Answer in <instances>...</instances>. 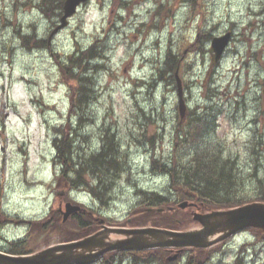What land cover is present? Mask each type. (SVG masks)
<instances>
[{
    "label": "rangeland",
    "instance_id": "374dc122",
    "mask_svg": "<svg viewBox=\"0 0 264 264\" xmlns=\"http://www.w3.org/2000/svg\"><path fill=\"white\" fill-rule=\"evenodd\" d=\"M41 1L0 0V251L24 240L35 253L82 232L79 218L62 222L57 209L67 202L90 207L99 215L88 218L104 225L129 220L124 226H135L143 212L140 191L174 199L169 178L152 170V159H172L176 133L206 112L212 113L208 141L235 162L244 184L248 174L264 179V0H88L50 44L57 13ZM226 32L230 43L212 66L210 40ZM90 47L97 53L90 64L97 65L90 70L96 98L79 120L70 111L76 84L57 61ZM168 51L179 60L188 105L181 123L170 79L175 71L164 67ZM71 126L85 153H97L114 137L122 168L109 181L104 205L85 188L68 190L56 180L55 139ZM190 155L178 149L182 161ZM175 208L188 224L187 209ZM253 230L207 249L206 262L186 249L168 252L166 264H189V257L191 264H264V233ZM141 254L112 253V264H160L142 262Z\"/></svg>",
    "mask_w": 264,
    "mask_h": 264
},
{
    "label": "trees",
    "instance_id": "16d2710c",
    "mask_svg": "<svg viewBox=\"0 0 264 264\" xmlns=\"http://www.w3.org/2000/svg\"><path fill=\"white\" fill-rule=\"evenodd\" d=\"M48 1L50 2L49 6L52 8L49 11L53 15L54 13L58 15L63 0H45V3ZM29 37L23 36L21 38L24 41ZM96 55L94 48L90 47L76 55L68 56L66 61H57V64L63 68L66 78L76 84L72 86L70 111H74V117L79 118V120L83 116L85 106L96 98L94 89L91 88L93 82L90 76V70L97 68V65H90L97 61ZM178 62L177 56L171 55L168 51L164 67L169 74L175 71ZM162 72L160 71V73ZM170 79L174 80V75ZM211 116L212 113L208 114L206 112L205 118H197L190 122L188 131L187 129H185V133L180 131L181 135L179 132L176 133L173 157L168 162L163 163L157 159H152V170L169 178L174 199L166 198L155 192L148 194L141 192L142 199L139 208L143 212L136 221L135 226L149 224L158 228L181 231V229H185L191 224L197 225L190 214L193 209L185 210V218H188V224H183L177 216L175 205L182 201L195 203L203 213L225 211L254 202L264 203V179L254 174H248L250 184H244L245 178L241 176L235 162L228 157H224L218 145L208 141V134L213 131L211 130L212 122L209 121ZM58 132L60 138L55 139L54 145L56 150L54 162L59 168L56 180L59 184L62 182L67 189L85 188L104 205L106 197H109V181L113 180L116 172L122 168V163L118 159L119 150L115 146L114 137L109 138L110 140L103 144L97 153L91 154L80 151L76 147L75 138H71L75 132L72 126L71 128L67 127V131L62 132V130H59ZM180 148L191 152L189 159L185 162L178 156V149ZM249 189L252 192L247 193ZM169 207L174 209L170 211ZM148 209L150 211H146ZM158 210L162 211L159 212ZM82 216L84 220H79L80 225L78 227V231L82 232L74 236L65 235L59 239V242L80 239L91 233L90 224L97 225L99 219H91L84 214ZM3 220V215L0 214V227ZM29 223L31 224V222ZM41 224L43 226L44 222H41ZM125 224H128V220L120 223V225ZM253 231L261 235V231ZM191 251L201 255V257H196L195 260L207 261L205 253L208 250L195 249ZM7 252L25 255L34 251L26 248V242H20L12 243ZM167 253V250H156L154 255H156L158 262H161V260L166 262ZM191 263L192 259L189 257V264Z\"/></svg>",
    "mask_w": 264,
    "mask_h": 264
},
{
    "label": "water",
    "instance_id": "95a60500",
    "mask_svg": "<svg viewBox=\"0 0 264 264\" xmlns=\"http://www.w3.org/2000/svg\"><path fill=\"white\" fill-rule=\"evenodd\" d=\"M87 0H65L63 3V16L60 23L52 31H57L68 24L78 6ZM230 39L227 33L211 40L210 54L212 62H217L222 56ZM178 110L181 119L186 113L183 92L179 78H177ZM194 204L186 201L177 205L180 209L193 207ZM82 208L71 203L64 205L62 222ZM194 221L201 226L199 229L184 232L171 231L159 228H110L104 227L102 231L84 239L50 246L42 251L26 256L8 255L0 252V264H90L97 261L108 252L117 250H149V249H207L222 242L238 232L254 228L264 231V204L252 203L228 211H217L207 214L194 212ZM109 235L123 236V239L106 241ZM217 235V236H216ZM213 238V239H212Z\"/></svg>",
    "mask_w": 264,
    "mask_h": 264
},
{
    "label": "flooded vegetation",
    "instance_id": "af4514ba",
    "mask_svg": "<svg viewBox=\"0 0 264 264\" xmlns=\"http://www.w3.org/2000/svg\"><path fill=\"white\" fill-rule=\"evenodd\" d=\"M56 25H57V22L55 21L54 24L50 28L53 29ZM86 214L87 215H94V212H93V210L89 209ZM96 226H99V227H97L96 230L93 233H91V234H94L95 232L99 231L102 228L103 224L102 223H98V225H96ZM96 226L91 224L89 227H91V230H92V228H95ZM128 228H131V227H128ZM91 234H89V235H91ZM138 258H140V256H138L137 259ZM112 260H115V259L106 255V256L102 257L101 259H99L95 264H108L109 262H112ZM134 260H136V258ZM144 260H146V259L142 258V262H144Z\"/></svg>",
    "mask_w": 264,
    "mask_h": 264
},
{
    "label": "bare ground",
    "instance_id": "6f19581e",
    "mask_svg": "<svg viewBox=\"0 0 264 264\" xmlns=\"http://www.w3.org/2000/svg\"><path fill=\"white\" fill-rule=\"evenodd\" d=\"M260 79V78H259ZM213 239V238H212Z\"/></svg>",
    "mask_w": 264,
    "mask_h": 264
}]
</instances>
